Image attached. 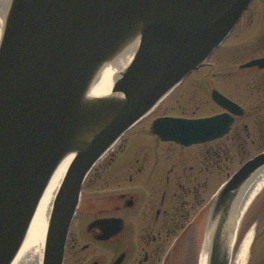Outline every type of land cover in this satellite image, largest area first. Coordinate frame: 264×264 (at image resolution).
I'll list each match as a JSON object with an SVG mask.
<instances>
[{"label":"water","instance_id":"obj_1","mask_svg":"<svg viewBox=\"0 0 264 264\" xmlns=\"http://www.w3.org/2000/svg\"><path fill=\"white\" fill-rule=\"evenodd\" d=\"M254 1L6 0L0 264H63L89 174L208 63ZM254 66L264 69V57L244 67ZM212 99L238 114L240 107L220 92L214 90ZM232 121L229 114L163 118L152 133L190 146L224 136ZM263 171L264 151L216 193L205 227L206 264H230L236 214Z\"/></svg>","mask_w":264,"mask_h":264},{"label":"flooded vegetation","instance_id":"obj_2","mask_svg":"<svg viewBox=\"0 0 264 264\" xmlns=\"http://www.w3.org/2000/svg\"><path fill=\"white\" fill-rule=\"evenodd\" d=\"M249 18L254 21L255 9ZM257 47L254 58L225 70L221 88L207 75L188 82L200 69L193 72L96 165L82 187L63 264H115L121 256L119 264H158L170 237L205 225L212 179L226 174L229 180L262 152L255 155L264 132V69L244 67L264 57ZM238 79L242 83L232 82ZM214 90L237 104L238 114L215 103ZM205 97L220 112L200 116ZM221 114H229L232 124L224 136L211 141L185 146L152 133L159 119ZM236 163L240 168L233 171ZM108 232L111 237L104 239ZM254 264L264 263L254 259Z\"/></svg>","mask_w":264,"mask_h":264},{"label":"rangeland","instance_id":"obj_3","mask_svg":"<svg viewBox=\"0 0 264 264\" xmlns=\"http://www.w3.org/2000/svg\"><path fill=\"white\" fill-rule=\"evenodd\" d=\"M254 9L255 19L251 21L249 17ZM256 37L259 40L258 42L256 41L257 39L255 40ZM256 45L258 46L257 54H264V0H255V4L250 7L229 38L210 57L208 65L193 73L188 82L207 75L209 78H213L215 82H218L220 86L221 82L219 81H222L226 69L231 71L238 64L245 63L255 57ZM232 82L240 84L241 79L232 80ZM178 93L180 91L176 92V94ZM233 94L235 95V93ZM203 99L207 103L204 104L203 109L199 112L200 116H208L220 112L213 102H210L209 98L205 97ZM260 136L259 142L255 145V155L264 150V132H261ZM233 168V171H237L240 168V164H234ZM227 179L226 174L212 179L211 195L207 197V200L213 201L217 191ZM100 185L101 182L94 188H98ZM192 219L193 216L191 217ZM250 229L254 230L255 239L248 254L247 264H254V259L264 263V187L250 204L242 218L239 243H241ZM205 233L206 229L204 226L179 230L166 243L162 260L158 264H199L200 255L204 247V238L206 237Z\"/></svg>","mask_w":264,"mask_h":264},{"label":"bare ground","instance_id":"obj_4","mask_svg":"<svg viewBox=\"0 0 264 264\" xmlns=\"http://www.w3.org/2000/svg\"><path fill=\"white\" fill-rule=\"evenodd\" d=\"M5 3L6 0H0V39L4 25ZM263 187H264V171L260 173V178L255 177L253 182L250 184L248 191L242 201V204L236 214L231 254H230V264H247L248 254L251 250V246L255 239L254 230L250 229L245 234L241 243H239L240 224L246 210L248 209L250 204L253 202V200L255 199V197L258 195V193L261 191ZM209 233L210 231L207 233V236L204 238V247H203V252L200 255L199 264H206Z\"/></svg>","mask_w":264,"mask_h":264}]
</instances>
